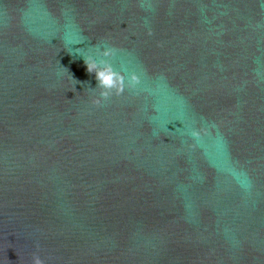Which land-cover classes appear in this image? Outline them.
Wrapping results in <instances>:
<instances>
[{"label":"water","instance_id":"1","mask_svg":"<svg viewBox=\"0 0 264 264\" xmlns=\"http://www.w3.org/2000/svg\"><path fill=\"white\" fill-rule=\"evenodd\" d=\"M35 256L264 264V0H0V264Z\"/></svg>","mask_w":264,"mask_h":264},{"label":"clouds","instance_id":"2","mask_svg":"<svg viewBox=\"0 0 264 264\" xmlns=\"http://www.w3.org/2000/svg\"><path fill=\"white\" fill-rule=\"evenodd\" d=\"M116 54V49L107 47L103 48L98 56L84 59L87 65V70L90 73H95L98 85L101 89V97L107 99L108 96L115 90L117 93L121 91V77L115 72L108 61L109 57ZM33 264H43L39 256L33 258Z\"/></svg>","mask_w":264,"mask_h":264}]
</instances>
